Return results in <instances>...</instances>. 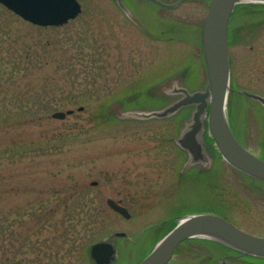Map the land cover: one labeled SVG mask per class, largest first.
I'll list each match as a JSON object with an SVG mask.
<instances>
[{"label": "rangeland", "instance_id": "obj_1", "mask_svg": "<svg viewBox=\"0 0 264 264\" xmlns=\"http://www.w3.org/2000/svg\"><path fill=\"white\" fill-rule=\"evenodd\" d=\"M78 2L74 19L45 27L0 3V264H95L90 245L110 236L111 264H134L168 223L191 213L221 215L264 237V183L218 153L201 166L209 169L203 173L178 149L192 106L179 124L175 117L128 112L177 99L175 87L203 88L200 38L208 0L171 7L123 0L127 13L116 0ZM259 11L230 20L236 96L227 115L237 139L264 160V107L240 93L264 97ZM103 105L109 115L99 117ZM69 109L62 119L51 116ZM107 198L125 206L129 217L112 210ZM225 247L184 241L168 264H221L223 257L230 264H264L260 257H226L235 252Z\"/></svg>", "mask_w": 264, "mask_h": 264}, {"label": "water", "instance_id": "obj_2", "mask_svg": "<svg viewBox=\"0 0 264 264\" xmlns=\"http://www.w3.org/2000/svg\"><path fill=\"white\" fill-rule=\"evenodd\" d=\"M161 6L171 7L160 0H151ZM264 3V0H208V9L201 25V45L204 56L207 80L202 89L189 91L179 86L173 93L181 94L172 103L161 109L147 111H128L131 116L144 118H164L175 114L179 109L192 106L189 121L185 122L177 145L183 149L189 164L206 158L204 133L212 138L221 157L233 168L256 180L264 182V160L250 149L244 147L234 135L226 117V94L230 82V63L227 42V28L230 15L237 4ZM7 8L24 20L39 26H58L75 18L81 11L77 0H0ZM117 5L127 13L122 0ZM243 95L257 101L264 107V97L240 91ZM78 110H82L80 106ZM67 111L52 113L53 118H64ZM188 164V165H189ZM107 204L128 218L126 208L108 198ZM123 236V232H115ZM189 238H208L219 242L238 253L234 256L250 255L264 258V237L246 232L232 222L212 213H191L178 217L175 225L157 241L152 249L134 264H167L177 246ZM90 257L95 264H111L114 247L111 238L90 245ZM230 256V255H229ZM232 256V255H231ZM227 257V256H226ZM221 264H229L225 257Z\"/></svg>", "mask_w": 264, "mask_h": 264}, {"label": "trees", "instance_id": "obj_3", "mask_svg": "<svg viewBox=\"0 0 264 264\" xmlns=\"http://www.w3.org/2000/svg\"><path fill=\"white\" fill-rule=\"evenodd\" d=\"M264 9V4H240V5H237L236 8L234 9L233 13H232V16L231 17H235L236 15L240 16V17H243V15H247L248 13H250L251 11H256L257 10H260L259 13H255V15L257 16H260L262 11ZM232 19V18H231ZM230 29V28H229ZM46 63L48 62L47 60L45 61ZM141 92V91H140ZM232 94V93H231ZM232 108V107H231ZM101 114L99 115V117H102V115H105V116H108L109 113H107L106 111V108L104 109V105L103 107L101 108L100 110ZM207 139L209 140V138L207 137ZM257 181V180H255ZM175 224V221L171 222L169 224V226L165 229L164 232H166L167 230H169L172 226H174ZM189 242V241H194V242H197V243H203L205 244L207 247H210V248H214V247H217L219 249H226V247L218 242H215V241H211V240H208V239H202V238H191V239H188L186 240L185 242ZM154 242V241H153ZM155 243V242H154ZM153 243V245H154ZM152 245V244H151ZM152 245V246H153ZM151 246V247H152ZM210 251V250H209Z\"/></svg>", "mask_w": 264, "mask_h": 264}, {"label": "bare ground", "instance_id": "obj_4", "mask_svg": "<svg viewBox=\"0 0 264 264\" xmlns=\"http://www.w3.org/2000/svg\"><path fill=\"white\" fill-rule=\"evenodd\" d=\"M204 87V86H203ZM236 89H233V85L232 84H230V82L228 83V89H227V94H226V98H225V102H226V107H225V112H226V117H227V120H228V122L230 123L231 122V119L229 118V115H227L228 114V112H229V110H230V108L232 107V104H233V98H235V96H236V91H235ZM192 91V90H191ZM232 93V94H231ZM204 146H205V149H206V158H205V160H203V161H197V162H195V163H191V166H195V167H198L203 173L204 172H208V170H206V169H204V168H202L201 166L202 165H206V164H208L209 163V161H210V159H212V153H214V154H217V152L215 153V152H212L211 151V148H209L205 143H204ZM221 156V155H220ZM214 157V156H213ZM220 159H223L222 157L220 158ZM224 160V159H223ZM225 161V160H224ZM226 162V161H225ZM227 163V162H226ZM228 164V163H227ZM232 167V166H231ZM233 168V167H232ZM233 169H235V168H233ZM236 170V169H235ZM236 171H238V170H236ZM239 173H241L242 175H244V176H246L247 177V175H245L244 173H242V172H240V171H238ZM194 214V213H193ZM213 214V213H212ZM215 215H217V214H215ZM218 216H220V217H222L221 215H218ZM224 218V217H223ZM234 224V223H233ZM235 225V224H234ZM166 226H169V223L166 225ZM173 227V226H172ZM171 227V228H172ZM166 228V227H165ZM164 228V229H165ZM170 228V229H171ZM169 229V230H170ZM169 230H167L166 232H165V234L169 231ZM164 236V235H163ZM160 240V238L157 240V241H159ZM156 241V242H157ZM155 242V243H156ZM154 243V244H155ZM150 251V250H149Z\"/></svg>", "mask_w": 264, "mask_h": 264}, {"label": "flooded vegetation", "instance_id": "obj_5", "mask_svg": "<svg viewBox=\"0 0 264 264\" xmlns=\"http://www.w3.org/2000/svg\"><path fill=\"white\" fill-rule=\"evenodd\" d=\"M182 112L184 113V110H182L179 114H181ZM181 115H182V114H181ZM175 118L179 119L180 116L176 115ZM117 202L120 203L118 200H117ZM120 204H121V203H120ZM121 205H122V204H121ZM122 206H123V205H122ZM124 207H125V206H124ZM125 208H126V207H125ZM114 247H116V246H114ZM115 249H116V248H115Z\"/></svg>", "mask_w": 264, "mask_h": 264}]
</instances>
